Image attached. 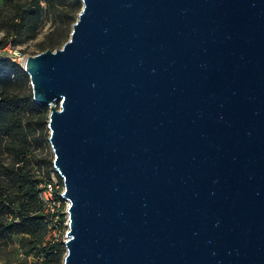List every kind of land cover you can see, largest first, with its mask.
<instances>
[{"label":"water","instance_id":"95a60500","mask_svg":"<svg viewBox=\"0 0 264 264\" xmlns=\"http://www.w3.org/2000/svg\"><path fill=\"white\" fill-rule=\"evenodd\" d=\"M28 55L69 201L61 264H264V0H79Z\"/></svg>","mask_w":264,"mask_h":264},{"label":"trees","instance_id":"16d2710c","mask_svg":"<svg viewBox=\"0 0 264 264\" xmlns=\"http://www.w3.org/2000/svg\"><path fill=\"white\" fill-rule=\"evenodd\" d=\"M80 8L79 0H1L0 46L34 38L46 13L52 26L39 46L58 48L68 39ZM28 83L18 63L0 59V242L16 236L21 247L43 257V263L34 264H60L65 248L60 243L43 245L46 224L38 212L39 174L42 168L45 175L52 169L53 157L41 152L48 148V107L33 101ZM7 214L16 221H7Z\"/></svg>","mask_w":264,"mask_h":264},{"label":"built area","instance_id":"2783aa9c","mask_svg":"<svg viewBox=\"0 0 264 264\" xmlns=\"http://www.w3.org/2000/svg\"><path fill=\"white\" fill-rule=\"evenodd\" d=\"M28 55L10 42L0 46V59L7 58L18 63L21 67ZM53 157V156H52ZM41 177L37 185L38 198L40 207L38 212L43 217L46 224V234L43 239L44 246H50L55 243H60L65 248V241L67 237L65 232L68 230V207L69 201L63 197V182L58 176L53 166L48 175H45V169H41L39 174ZM7 221H16L11 214L5 215ZM49 252V250H47ZM42 260L43 257L37 258ZM10 264V263H9Z\"/></svg>","mask_w":264,"mask_h":264},{"label":"rangeland","instance_id":"374dc122","mask_svg":"<svg viewBox=\"0 0 264 264\" xmlns=\"http://www.w3.org/2000/svg\"><path fill=\"white\" fill-rule=\"evenodd\" d=\"M51 24L52 17L49 14H43V22L36 36L32 39L18 38L15 42H13V45L16 46L18 50L24 52L26 55H34L41 52L42 50L39 44L43 41L46 33L51 29ZM1 37H3L2 32H0V38ZM26 89L31 91L29 83L27 84ZM41 152H43V155H47V157L52 156L49 144L48 148H43ZM18 240V237L13 236L7 242H0V264H21L24 261H26L27 264H34L37 261L39 263H43V260L40 261L37 259V254L34 249L21 247L18 243Z\"/></svg>","mask_w":264,"mask_h":264}]
</instances>
